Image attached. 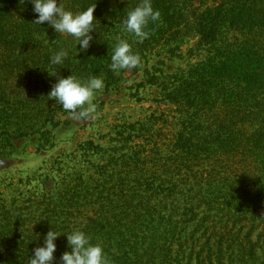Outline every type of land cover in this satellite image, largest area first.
I'll list each match as a JSON object with an SVG mask.
<instances>
[{
    "label": "trees",
    "instance_id": "1",
    "mask_svg": "<svg viewBox=\"0 0 264 264\" xmlns=\"http://www.w3.org/2000/svg\"><path fill=\"white\" fill-rule=\"evenodd\" d=\"M57 2L74 13L95 6L97 22L86 52L79 51V45L76 52L77 41L55 33L47 22L35 24L29 0H0V157L18 139L38 136L48 143L59 116L68 114L47 96L56 77L44 70H49V58L59 49L69 53L62 65L52 66L60 77L72 74L87 80L96 75L103 78L105 89L118 90L125 70L115 74L108 65L119 39L127 40L141 61L154 56L163 66L183 59V46L196 39L185 57L193 62L175 73L162 92L166 103L183 111L182 131L167 159L180 182L145 188L166 192V198L182 203L181 208L172 207L183 212L182 235L194 223L196 232L208 231L213 195L224 212H235L239 202L241 221L250 232L260 228L258 242L264 249V0H152L160 20L149 23L150 36L142 43L124 32L121 23L140 0ZM32 197L23 202L19 194L8 203L0 193V244L21 240L11 248L18 263L32 257L37 234L43 240L48 229L67 222L63 195L58 201L50 193L39 195L41 201ZM145 221L133 224L136 233L124 240L128 250L114 259H123L118 264H154L146 260H155L153 242L165 224L150 228L152 219ZM30 223L38 232L25 226ZM24 227L28 229L19 232ZM61 244L66 247V242ZM66 250L54 253V264H60L57 260ZM256 261L264 264L259 256Z\"/></svg>",
    "mask_w": 264,
    "mask_h": 264
},
{
    "label": "rangeland",
    "instance_id": "2",
    "mask_svg": "<svg viewBox=\"0 0 264 264\" xmlns=\"http://www.w3.org/2000/svg\"><path fill=\"white\" fill-rule=\"evenodd\" d=\"M195 42L192 39L183 46L181 60L163 66L152 56L147 62L142 60L138 67L124 71L118 90L104 88L97 94L94 113L88 117L69 113L59 116L48 143L38 136L13 141L10 152L0 157L2 196L10 203L19 194L24 196L23 202L32 196L41 201L38 196L43 193H50L56 201L63 195L66 226L59 224L54 230L60 234L83 230L93 244L102 245L112 264L123 261L114 259L128 250L124 240L136 233L133 224L151 219L150 228H155L153 223L165 225L153 242L155 260H146L147 263L259 264L258 256L264 259V249L258 242L260 228L250 232L241 221L239 202L235 212H224L213 195L208 231L196 232L194 223L182 235L179 223L183 212L174 210L177 204L181 208L182 203L166 198V192L145 188L148 184L180 182L174 164L168 165L167 159L182 131L183 111L166 103L162 92L175 73L193 62L185 57ZM195 170L199 172L196 167ZM43 176L49 179L44 180ZM25 226L38 232L34 224ZM26 227L19 232L23 233ZM36 238L32 254L43 245L38 234ZM207 238L208 244L204 246ZM57 240L65 243L66 237L61 235ZM10 241L0 244V264H28V259L18 263L17 255L11 253V248L21 240ZM61 243L56 252L67 249Z\"/></svg>",
    "mask_w": 264,
    "mask_h": 264
},
{
    "label": "clouds",
    "instance_id": "3",
    "mask_svg": "<svg viewBox=\"0 0 264 264\" xmlns=\"http://www.w3.org/2000/svg\"><path fill=\"white\" fill-rule=\"evenodd\" d=\"M36 14L35 24L45 22L54 30L65 36L73 37L79 51L86 52L92 40L94 32L93 24L97 22L93 16L95 6L84 11L74 13L66 10L57 0H29ZM160 20L159 10L152 6V0H140L134 8L129 10L122 20L124 32L135 37L138 43L148 39L150 32L146 29L150 22ZM46 36V35H45ZM68 50L61 48L49 58V70H44L49 76L56 77V82L48 92L50 100H54L70 115L88 117L96 111L94 99L105 88L102 77L92 75L87 80H81L74 75L60 77L58 72L52 70V66L62 65L68 58ZM141 63V57L133 52L131 44L125 39H119L110 56V71L119 74L121 70H132ZM86 106V107H85ZM77 109L81 111L77 112ZM66 237V248L69 250L61 253L60 264H112L101 244L91 242V238L81 229H74L68 234H60L53 228L49 230L43 239V245L33 250L32 257L28 258V264H54V253L57 250L55 241L58 237Z\"/></svg>",
    "mask_w": 264,
    "mask_h": 264
}]
</instances>
